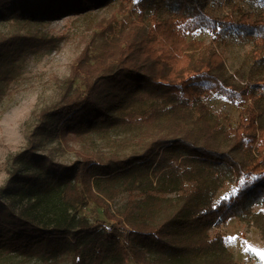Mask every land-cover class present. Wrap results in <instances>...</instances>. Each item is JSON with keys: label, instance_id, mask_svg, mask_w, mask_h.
I'll return each mask as SVG.
<instances>
[{"label": "trees", "instance_id": "1", "mask_svg": "<svg viewBox=\"0 0 264 264\" xmlns=\"http://www.w3.org/2000/svg\"><path fill=\"white\" fill-rule=\"evenodd\" d=\"M225 1L228 10L218 16L209 0H0V21L56 19L116 3L136 15L119 25L122 58L93 82L87 70L85 95L64 94L44 118V130L65 136L124 134L125 151L72 165L33 147L15 155L19 167L0 188L1 259L237 264L212 228L235 217L252 221L264 237V0L251 7ZM197 30L211 41L187 38ZM230 42L251 45L248 69H228L219 44ZM5 43L0 98L27 53ZM213 93L244 103L236 125L214 119L205 101ZM228 183L235 194L215 200ZM122 191L115 213L109 201ZM90 198L112 227L78 214ZM120 229L129 230L122 239Z\"/></svg>", "mask_w": 264, "mask_h": 264}, {"label": "rangeland", "instance_id": "2", "mask_svg": "<svg viewBox=\"0 0 264 264\" xmlns=\"http://www.w3.org/2000/svg\"><path fill=\"white\" fill-rule=\"evenodd\" d=\"M234 1L245 7L257 5L256 0ZM118 6L116 3L56 19L0 21V41H6L5 46L10 50L27 48L26 55L16 63L15 75L5 83V94L0 98V188L19 167L14 161L15 155L30 147L37 154L64 165H72L86 157L96 160L100 154L110 151H125V135H117L114 131L92 132L84 137H75L56 134L54 129L44 130L47 112L62 101L64 94L79 98L85 95L87 70L90 72L91 69L90 78L93 82L97 74L122 58L124 50L118 51L117 42L120 38L119 25L121 21H130L136 15ZM207 9L219 16L226 13L228 6L225 0H209ZM187 38L210 42L212 35L206 30H197L189 33ZM17 39L22 46L15 47ZM219 46L230 71L242 64L246 69L249 68L251 45L230 42L227 46L222 43ZM77 67L81 68V72L76 71ZM72 72L78 75L73 77ZM205 101L214 119L222 126L236 125L244 106L242 102L234 103L214 93L206 97ZM236 190L234 183H228L215 196V200L234 195ZM126 195V191H122L109 201L113 212L121 209ZM78 214L85 216L91 223L102 220L107 228L112 227V221L106 219L103 208L91 198L78 208ZM128 231L120 229L121 239ZM216 233L221 234L235 263L264 264V237L252 221L230 218L212 228L211 234ZM0 264L36 263L20 257H7L0 258ZM128 264L138 263L130 260Z\"/></svg>", "mask_w": 264, "mask_h": 264}]
</instances>
